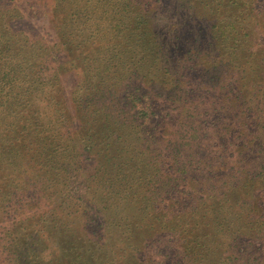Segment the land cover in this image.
<instances>
[{
  "label": "trees",
  "instance_id": "obj_1",
  "mask_svg": "<svg viewBox=\"0 0 264 264\" xmlns=\"http://www.w3.org/2000/svg\"><path fill=\"white\" fill-rule=\"evenodd\" d=\"M2 1L0 208L10 222L0 234V264H55L56 259L43 255L46 244L54 241L74 254L73 264H132L129 250L118 251L112 242L92 237L95 233L81 240L80 230L88 233L95 223L92 210L107 223L109 235L122 243L138 241L146 226L153 231L160 223L162 264H264L260 254L264 253V236L259 237L262 230L255 229L264 226V213L257 210L258 203L264 202V159L256 153L255 167H245L244 172L240 166L229 177L224 176L225 162L219 157L220 167L208 171L212 166L210 132L203 128L197 110L194 113L188 106L185 82L176 78L179 68L172 54L182 59L178 50L172 52L170 43L179 37L170 38L168 20L163 35L159 34L153 2L52 0L56 33L69 58L67 64H59L54 51L10 36V11L1 10ZM172 1L180 12L195 8L205 19L220 18L212 25V39L218 47L224 48L229 40L250 46V26L241 12L246 0ZM164 2L156 4L161 10L172 9ZM178 16L173 12L172 18ZM239 46L232 49L249 48ZM193 52L189 50L185 59L203 65L206 58L201 62ZM260 55H249L246 63L252 77L246 80H252L254 93L263 91L256 83L264 78L256 69ZM69 68L80 74L72 94L75 113L69 109L60 81ZM149 87L172 95L177 116L174 139L159 150H155L158 137L141 130L140 122L148 112L137 111L145 97L142 91L149 92ZM245 89L246 84L239 90L241 108L229 106L234 114H242V109L249 114L253 110L247 103L255 106V101H264V96L243 94ZM159 158H168L178 169H166L164 162L153 166ZM240 172L248 181H240ZM238 189H243L241 193L252 190L243 204L231 197L239 195ZM169 196L175 204L166 209ZM241 204L249 211L248 220L236 209ZM159 212L160 218L155 216ZM180 230L186 236L183 245ZM100 233L105 235L101 229ZM254 243L257 249L251 247ZM85 254L90 258L86 260Z\"/></svg>",
  "mask_w": 264,
  "mask_h": 264
},
{
  "label": "rangeland",
  "instance_id": "obj_2",
  "mask_svg": "<svg viewBox=\"0 0 264 264\" xmlns=\"http://www.w3.org/2000/svg\"><path fill=\"white\" fill-rule=\"evenodd\" d=\"M151 1L153 2L152 6L156 8L155 12H157L155 24L158 25L159 34L163 35V24L168 20L169 23L166 27L170 29V38L179 37V40L175 42L171 41L170 43L172 52L178 50L179 57L182 59L180 60L177 54H172V58L175 60L174 64L179 68V71L175 72L177 74L176 78H178L180 82H185L183 88L187 91V96L190 100L188 106L194 113L197 110V116H199L201 122L205 124L203 128L210 132L209 138L211 141L209 149L212 152L210 155V160H212L210 163L212 166L208 168V171L211 172L220 167L222 160H220L219 157H223V161L225 162V169L223 171L224 176L228 175L229 177H233L237 174L240 166L242 168L244 167V172L247 170L245 167H255L256 165L252 160L256 158V153H258L257 156L260 159H264V117H262L264 116V101L261 103L255 101V106L251 103H247V106L253 110L249 114L244 113V109H242L243 112L239 110L242 114L238 112H236V114L232 113V105L241 108V98H238V96L240 95L239 90L242 89L245 84L247 85V91L245 89L243 94L245 92L248 95L249 92L251 96H255L257 99L258 97L264 96V78L256 82L257 85L263 87V91L257 90V93H254V90L251 89L252 80H246L252 78L250 77L251 68L249 69L246 67V63L249 61V55L251 56L258 52L261 53L260 58H262V60L258 63L256 69L264 74V0H246V6L243 7L241 11L243 19H247L250 26L251 33L248 37L250 46L244 44L239 46L236 42L229 40L226 43L224 42L226 45L224 48L218 47L212 39L215 38L212 25L215 21L216 23L220 21V18L211 17L210 19H205L203 15L195 11V8H193L191 12H180L174 3L175 1L173 2L172 0H164L165 4L172 5V9L165 8L161 10L160 4H156L158 0ZM1 8V10L10 11L11 19L9 21V27L11 29L10 36L12 38L16 40L21 38L31 42H37L39 45L56 53L57 63L67 64L69 60L68 54L63 51L64 49L56 33V21H54L52 0H3L1 2ZM173 12L179 14V16L172 18ZM261 45H263V47H259ZM236 46H248L249 48L233 50L232 48H236ZM189 50H194V57L196 54H199L200 56H198V58L201 62L203 58H206V62H202L203 65H200L196 60L194 63L188 62L185 58ZM243 67L246 68L245 72ZM79 78V72L69 68L62 73L60 79L61 85L64 88L63 96H65L69 103V109L72 113H75L72 104V94ZM149 90V92L146 90L142 91V93L145 92V97L137 108V111L143 109L148 112L149 116H146L147 119H143L142 122H140L142 125L141 130L146 134L149 133V135L153 134V136L158 137L159 147H156L155 150H159L167 141H172L174 139L177 123L174 124L173 119L176 120L177 116L175 105L172 104L170 100V96L172 95L167 92H162L160 94V91L154 87H149ZM177 105L180 104L177 103ZM229 106H231L232 109ZM222 117H224V123L221 122ZM257 137H259L258 140H256ZM251 148H253L251 153L247 155L243 154V151L247 152V150ZM167 159L161 161L159 158L156 162H153L152 165L155 166L157 163L161 164L164 162L166 165L165 168L170 170L171 162H167ZM217 161H219L218 165H216ZM92 165L94 166V163H92ZM171 167H173V170L178 169V166ZM244 172H240L237 176L240 178V181L242 179L243 182H246L248 181V176ZM165 175L170 176V173ZM77 182L81 183L82 180L79 179ZM222 184V181L217 182L218 190L222 188ZM241 190L243 189L237 190L239 195L233 193L231 197L234 200H237V198L240 199V203L243 204L244 200L250 198L247 197L248 195L246 196L247 192L252 194V190L247 192L245 190V193H241ZM214 194L216 193H213V195ZM253 195L257 200V195ZM195 199L198 200L197 196ZM210 201L211 200H209V202ZM210 203H206V207H208ZM174 204L175 202L169 196L166 199V209L173 207ZM242 204L236 209L242 211L241 213L245 216V219L247 218L246 220H248L249 211H247L246 206L243 207ZM201 205L202 202L200 203V206ZM241 207L243 208L241 209ZM162 208L163 205L161 209ZM257 210L259 213H264V202L258 203ZM92 211H94L92 212L94 216L91 220H94L95 223L90 227L88 233L85 231L82 234V230H80L79 236L81 240H86V237L95 233V236L92 237L97 238L100 236L106 242H112L111 244H113L118 251L124 249L129 250L132 264H160V262L162 264L165 262L164 258H160V251L164 252L160 244V223H157L153 231L147 230L148 227L146 226L143 237L138 241H124L122 243L116 241L115 236V239H113V237L109 235L110 230L105 227L107 223L103 224L102 221L97 219L96 211ZM198 211H200V208ZM155 216L160 218V212ZM253 220L256 219L253 218ZM9 222L10 220H8L7 214L0 208V234L2 233V227L6 224L8 225ZM137 224L140 223L137 222ZM144 224H146V222H144ZM71 227L74 229L73 225ZM103 227L106 228L105 231ZM176 227H178V225H176ZM228 227L230 228V226L227 225L226 229H228ZM100 229L105 235L100 233ZM255 229L262 230L259 237L264 236V226L259 228L257 225ZM180 233L182 235L180 236L182 237L180 239V244L183 245L186 236H184L182 230H180ZM58 244H60L59 241L47 243V249L43 254L44 257L49 260L56 259L55 264H66L64 263L66 259L68 260L67 264H73L74 259L71 256L74 254L72 255L71 251L65 252L66 246L63 245L61 247L60 245L58 246ZM163 244H166V242L164 241ZM247 245L249 244L244 246ZM257 246L258 244L254 243L251 247L257 249ZM233 248L237 249L238 244H234ZM67 249H70V246L67 247ZM253 249L249 248L248 250L250 253H254ZM260 254L264 255V253ZM85 256L88 257H85L86 260L90 258L88 254H85ZM80 264H88V262L83 263L80 261Z\"/></svg>",
  "mask_w": 264,
  "mask_h": 264
}]
</instances>
